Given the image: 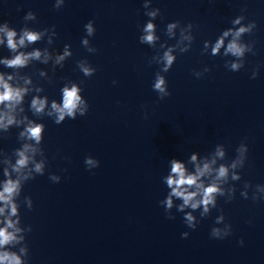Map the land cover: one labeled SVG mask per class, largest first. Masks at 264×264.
<instances>
[{
  "label": "clouds",
  "instance_id": "9594fccd",
  "mask_svg": "<svg viewBox=\"0 0 264 264\" xmlns=\"http://www.w3.org/2000/svg\"><path fill=\"white\" fill-rule=\"evenodd\" d=\"M154 15V14H153ZM238 23V21H237ZM175 27L174 24H170L168 26L169 32ZM154 25L152 23H148L146 28L144 29L146 35L142 37V40L151 44L155 37L153 35ZM89 34L92 33L91 24L87 26ZM248 29L240 28L237 32L234 33V37L238 38L242 32L247 31ZM5 34L7 36L8 47L12 50L17 48V44L15 42V32L4 29ZM229 32H224L223 36L216 42L215 46L212 48V53L216 54L220 48L224 44V37H227ZM234 38L226 48V53H231L235 57H241L244 54L245 48L241 44L237 42V39ZM39 39L38 34L25 31L23 36H21L19 43L23 45L25 40L28 42H34ZM3 41H0L2 43ZM86 44L87 41H84ZM171 50L169 52H165L163 56V60L165 61L164 70L167 71L173 64V60L175 59L171 54ZM67 55V53H65ZM40 52L34 51L27 55L20 53L15 56L14 59L3 61L8 67H23L27 64L29 59L36 58L39 59ZM58 59H63V57H59ZM232 69H238L239 65L236 63L232 64ZM85 75L90 74V70L88 68L82 69ZM11 77H8L10 80ZM8 80L5 79L3 75H0V104L6 106L8 111L0 114V127L7 129L9 125L16 123L15 117L11 114L14 110L15 106L20 104L23 100L25 93L27 92L26 88L13 87L8 83ZM115 83V82H114ZM154 89L158 90L161 93H165V80L163 77H157L156 82L154 84ZM79 89L73 85L71 89L65 87L63 89V104L59 106L55 101L52 103V109L58 114L57 115V123L62 122L67 115L70 118H75V111L78 105L82 102L80 95H78ZM166 95H170L171 93H165ZM46 106V99L33 98L31 102V107L35 112L40 113L43 112ZM81 115H83V110L81 111ZM43 131V125L41 124H29L26 128V134L30 139H34L37 143L41 140V133ZM24 135V133H22ZM28 146H25V150L19 151L18 156L19 159L16 162L14 170L19 172L21 168L27 165L28 157L25 155V151ZM217 156L223 158L224 152L217 150ZM197 156L193 154L191 156V162H196ZM86 163L92 166H99V162H94L92 159H87ZM242 163V161H241ZM171 171L167 177L164 178V183L167 185V188L170 190L165 200L161 201V205L164 207L165 212L167 213L173 208L174 198L176 200L182 201L177 206V210L183 212L186 208H190L195 210L199 207H203L204 213L209 211V205L212 207L216 206V197L217 195H223V192L219 186V181L222 179H226L228 176V168L220 165L218 168L214 169L213 165L216 164V160L212 159L211 161L205 160L202 165L200 163H195L194 171H189L183 162L178 159H173L170 161ZM40 165H36V170L40 171ZM232 168L236 167V163L231 165ZM7 175V172L5 173ZM214 174V179L207 185L204 182V178L212 177ZM235 178V177H233ZM20 185L19 181H13L12 179H8L4 185L3 190L0 191V202L5 204V207L11 208V215L16 214V205L12 203V196L15 192L18 191ZM5 208L0 207V214H3ZM168 219H174L172 216H167ZM184 220L187 222L188 226L192 229L197 227L195 223V217L191 212H188L184 216ZM14 224L11 219H8L5 227L0 228V247L11 243L16 239L15 235L8 231L9 228H13ZM19 231V229H16ZM228 235V232L221 233L219 229H213L211 236L215 239H223ZM189 233L184 232L181 234V237L186 239L188 238ZM239 243L243 245L244 241L240 240ZM21 264L19 257H17L14 253H9L7 251L0 252V264Z\"/></svg>",
  "mask_w": 264,
  "mask_h": 264
}]
</instances>
